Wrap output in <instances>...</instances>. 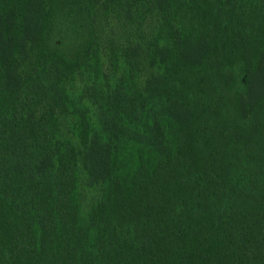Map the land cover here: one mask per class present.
Here are the masks:
<instances>
[{"label": "trees", "instance_id": "1", "mask_svg": "<svg viewBox=\"0 0 264 264\" xmlns=\"http://www.w3.org/2000/svg\"><path fill=\"white\" fill-rule=\"evenodd\" d=\"M0 264H264V0H0Z\"/></svg>", "mask_w": 264, "mask_h": 264}, {"label": "rangeland", "instance_id": "2", "mask_svg": "<svg viewBox=\"0 0 264 264\" xmlns=\"http://www.w3.org/2000/svg\"><path fill=\"white\" fill-rule=\"evenodd\" d=\"M124 24H125V20H120V22H117L116 20H113L111 18L107 19L103 24V31L100 32L101 33L100 37H101V43H102L101 62L103 63L104 69L111 68L112 70L113 68V67H110L112 66V61H113L111 60L110 49L112 48V46H110V43L114 40H115V43L116 42L120 43L122 41H126L127 39V37L125 36L126 27L124 26ZM63 40L64 41L61 44L62 49L66 50V49L74 47V44H75L74 38L71 39L68 35L65 38L63 37ZM120 66H122V64ZM121 73H122V70L119 69L117 76H120ZM70 86L72 87V89L78 90V94H81L84 83L81 78L76 77L75 81ZM89 113H101V112L100 110L97 109V106H94L92 109H90ZM84 192L86 194V203H88L90 202V198L95 195L96 190L90 189L89 187H85Z\"/></svg>", "mask_w": 264, "mask_h": 264}]
</instances>
